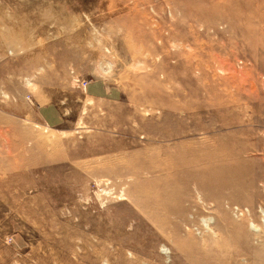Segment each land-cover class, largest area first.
<instances>
[{
  "label": "rangeland",
  "instance_id": "obj_1",
  "mask_svg": "<svg viewBox=\"0 0 264 264\" xmlns=\"http://www.w3.org/2000/svg\"><path fill=\"white\" fill-rule=\"evenodd\" d=\"M263 30L264 0H0V264H264Z\"/></svg>",
  "mask_w": 264,
  "mask_h": 264
},
{
  "label": "bare ground",
  "instance_id": "obj_2",
  "mask_svg": "<svg viewBox=\"0 0 264 264\" xmlns=\"http://www.w3.org/2000/svg\"><path fill=\"white\" fill-rule=\"evenodd\" d=\"M119 2V1H118ZM113 5V4H112ZM129 6V5H128ZM125 8V7H124ZM136 8V7H135ZM63 17V16H62ZM161 17V16H160ZM196 19V18H195ZM214 19H216V18H214ZM211 20V19H210ZM113 21V20H112ZM207 21V20H206ZM114 22V21H113ZM198 22V21H197ZM209 22V21H208ZM215 22V21H214ZM112 23V22H111ZM123 24V23H122ZM75 25V24H74ZM200 25V24H199ZM198 25V27H201V26H199ZM28 26V25H27ZM22 27H24V25L22 26ZM116 27V26H115ZM191 27V26H190ZM249 27V26H248ZM255 27V26H254ZM117 28V27H116ZM244 28V27H243ZM252 27H249V29H251ZM256 28V27H255ZM257 29V28H256ZM21 30H23V28L21 29ZM192 30V29H191ZM247 30V29H246ZM226 31V30H225ZM245 31V30H244ZM264 31V30H263ZM262 31V32H263ZM91 32V31H90ZM193 32V31H192ZM246 32H248V31H246ZM243 33V32H242ZM264 33V32H263ZM247 34V33H246ZM231 35V34H230ZM184 36H186V35H184ZM90 37V36H89ZM22 38V37H21ZM187 38V37H186ZM129 39V38H128ZM231 39V38H230ZM181 41V40H180ZM179 41V42H180ZM230 42V41H229ZM135 43V42H134ZM217 43V42H216ZM112 44H114V43H112ZM14 43L12 44V46L14 47ZM185 45V44H184ZM183 45V46H184ZM10 46H11V44H10ZM9 46V48H11ZM190 46V45H189ZM220 46V45H219ZM12 47V48H13ZM126 47H128V46H126ZM185 47V46H184ZM212 47V46H211ZM216 47H218V45L216 46ZM11 48V49H12ZM180 49V48H179ZM139 50V49H138ZM141 50V49H140ZM193 50V49H192ZM210 50V49H209ZM233 50V49H232ZM180 51V50H179ZM203 51V50H202ZM147 53V52H146ZM204 53V52H203ZM187 54V53H186ZM185 54V55H186ZM194 54V53H193ZM218 54V53H217ZM176 55V54H175ZM217 56H221V55H217ZM219 58V57H218ZM134 59H136V58H134ZM184 59V58H183ZM192 59H193V57H192ZM191 59V60H192ZM206 59V58H205ZM207 59L209 60L210 58H208L207 57ZM206 59V60H207ZM182 60V59H181ZM213 60H214V55H213ZM194 61H196V60H194ZM237 61V60H236ZM134 62V61H133ZM192 62V61H191ZM135 63V62H134ZM203 63H205V62H203ZM132 65V64H131ZM206 65V64H205ZM193 66V65H192ZM198 66V65H197ZM218 66V65H217ZM189 67V66H188ZM137 68V67H136ZM195 69V68H194ZM202 70V69H201ZM199 72V71H198ZM210 73V72H209ZM219 73V72H218ZM194 74H197V73H194ZM241 74V73H240ZM128 76V75H127ZM132 77V76H131ZM240 84V83H239ZM211 85V84H210ZM242 88V87H241ZM262 99V98H261ZM234 102V101H233ZM245 108V107H244ZM246 111H248V110H246ZM239 118H241V117H239ZM172 144V143H171ZM170 143H168V144H164V145H166V146H168V145H171ZM159 149V148H158ZM220 153V151L219 150H215L213 153H211V154H208L209 156H212L214 159H217L221 154H219ZM158 154H159V152H158ZM156 156V155H155ZM207 161H206V163L205 164H203V163H193V164H191L190 166L191 167H198V168H196V169H192L194 172H196V174H197V176H196V178L198 177V171L197 170H202V168H205V169H208L209 171H212L213 169H216L217 167H219L220 165H222V169H228L229 170V172L226 174V180H227V183H229L230 181H232L233 180V176H234V173L232 172V171H235L233 168L232 169H230L232 166H231V164H229V163H227V162H223V161H217V163H219V164H217L215 167H210V166H208L207 165V162L208 161H210L209 160V158L207 157ZM158 162H164V159L163 158H158L157 160H156V157L155 158H152V159H148V161H147V163H146V166L147 165H152V166H155V167H161L162 165L160 164V163H158ZM145 166V168H144V166H142V168H144V171L143 170H136V169H133L132 171H133V174H135V175H137L138 176V178L140 179V183L138 182L137 184L139 185V186H142V188H144V190H145V195L146 196H151L152 194H155V192L157 193V195H158V193L160 192V194H167V195H169V196H173V195H175L176 197H179V194H180V188L178 187V179H179V176H178V174H175V175H172V174H169V175H171L170 177H165V175H157V176H154L153 174H148V173H151V171L150 170H148V168ZM151 166V167H152ZM151 167H149V168H151ZM146 170H148V172L146 171ZM124 172H127V170H125ZM147 172V173H146ZM167 176V175H166ZM197 181V180H196ZM195 182V181H194ZM199 185H201V187L203 188V187H205L207 184H205V183H199ZM158 189H159V191H158ZM156 190V191H155ZM143 194V195H144ZM187 194V193H186ZM144 195V196H145ZM185 196V195H184ZM208 198H210L209 196H208ZM177 202V201H176ZM182 206V205H181ZM183 207V206H182ZM150 215V214H149ZM154 220V219H153ZM242 220H245V218H242ZM232 224L234 225H237L238 224V222H237V220L234 218V219H232ZM259 228V227H258ZM249 237H250V232L246 235V238L249 240ZM262 239V238H261ZM262 243H264V241L262 242ZM262 245H264V244H262ZM258 256H259V258H261V260L260 261H263L264 262V254H262V253H259L258 254ZM253 264H256V263H253Z\"/></svg>",
  "mask_w": 264,
  "mask_h": 264
}]
</instances>
